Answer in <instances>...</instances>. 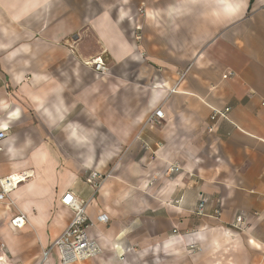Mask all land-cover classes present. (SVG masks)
Segmentation results:
<instances>
[{
  "label": "crops",
  "instance_id": "1",
  "mask_svg": "<svg viewBox=\"0 0 264 264\" xmlns=\"http://www.w3.org/2000/svg\"><path fill=\"white\" fill-rule=\"evenodd\" d=\"M0 128V175L33 174L0 204V264H62L69 191L101 250L74 264H264V0H0Z\"/></svg>",
  "mask_w": 264,
  "mask_h": 264
},
{
  "label": "built area",
  "instance_id": "2",
  "mask_svg": "<svg viewBox=\"0 0 264 264\" xmlns=\"http://www.w3.org/2000/svg\"><path fill=\"white\" fill-rule=\"evenodd\" d=\"M74 52V48L72 49ZM85 65L90 66L98 74L106 75L110 72L108 64L103 56H99L97 59H91L85 61ZM232 76L228 73L225 78ZM230 108L225 110H213L211 122L213 125L208 129L210 133H213L217 122L221 119L228 120V113ZM165 120L164 113L161 110H156L149 119V122L159 124ZM8 128H0V152L3 150V143L8 138ZM180 167L172 166L168 170V174L179 173ZM33 178L31 172H23V174H14L7 177L0 175V204L13 203L11 195L22 184ZM107 176L101 175L97 172L88 173L85 182H87L94 190L95 194L103 187ZM61 205L63 208L69 210L73 215L70 224L64 230L65 232L57 238L50 248L43 251V261H47L48 257L53 251H57L62 264H74L82 263L89 260L91 257L98 256L101 250L94 240H91L88 236V228L92 225V221L87 214L88 204L80 199L73 191H69L61 198ZM209 200L207 198H201L196 208V215L198 217H219L221 215L220 208H215L212 215L208 214ZM101 222H108L109 219L106 215L100 218ZM246 215L240 213L235 221L232 223V228L236 231L243 232L245 228ZM28 222V218L25 215L18 214L11 220V226L13 229L22 230L25 228Z\"/></svg>",
  "mask_w": 264,
  "mask_h": 264
},
{
  "label": "rangeland",
  "instance_id": "3",
  "mask_svg": "<svg viewBox=\"0 0 264 264\" xmlns=\"http://www.w3.org/2000/svg\"><path fill=\"white\" fill-rule=\"evenodd\" d=\"M104 59H105L106 63L108 64L107 59L105 57H104ZM92 172H95V171H88V173H92ZM201 250H202L201 247L199 248V246H196V245H193L191 247H187V253H189V254L191 253L190 255H192V254L194 255L195 253H199L200 254V253H202ZM203 255H205V254H203Z\"/></svg>",
  "mask_w": 264,
  "mask_h": 264
}]
</instances>
